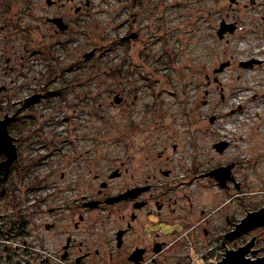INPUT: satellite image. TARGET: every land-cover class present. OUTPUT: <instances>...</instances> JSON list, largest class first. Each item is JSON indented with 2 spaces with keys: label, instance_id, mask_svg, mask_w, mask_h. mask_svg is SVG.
Listing matches in <instances>:
<instances>
[{
  "label": "rangeland",
  "instance_id": "obj_1",
  "mask_svg": "<svg viewBox=\"0 0 264 264\" xmlns=\"http://www.w3.org/2000/svg\"><path fill=\"white\" fill-rule=\"evenodd\" d=\"M58 1L65 6L0 0V85L14 78L24 86L22 95L44 94L25 112L28 127L17 122L9 132L23 148L31 146L30 159L46 154L42 143L74 139L76 126L78 144L92 143L94 189L117 167L128 172L109 181L110 192L152 173L164 178L159 169L169 168L179 184L172 192L186 195L184 204L199 224L209 220L208 228L217 223L213 210L228 204L226 194L232 193L231 185L225 189L205 175L216 165L236 163L232 171L244 192L238 197L246 191L264 195V0ZM53 14L69 29L48 22ZM222 20L234 30L219 38ZM132 33L137 37L123 38ZM249 60L251 65H240ZM116 94L124 102L116 103ZM258 131L256 140L252 134ZM219 141L228 143L222 152L214 148ZM19 175L14 174L17 204L0 202V255L22 249L21 237L10 239L6 227L26 205L21 195L31 200L26 189L38 176L28 181ZM112 227H105L106 237ZM179 238L172 251L182 255L163 257H186L203 240L190 230Z\"/></svg>",
  "mask_w": 264,
  "mask_h": 264
},
{
  "label": "flooded vegetation",
  "instance_id": "obj_2",
  "mask_svg": "<svg viewBox=\"0 0 264 264\" xmlns=\"http://www.w3.org/2000/svg\"><path fill=\"white\" fill-rule=\"evenodd\" d=\"M71 1L73 0H67ZM45 2L49 7L65 6L64 2L58 0ZM74 13H80L79 6L74 8ZM55 18H61L66 25L61 31L69 29V24L58 14H53L46 20L56 26L53 21ZM123 38L129 39L128 36ZM85 54L83 57H89L92 52L87 56ZM6 60L9 62L10 58ZM23 89L24 86L14 78H10L7 85H0V98L5 100L3 116L10 117L8 133L17 122L22 129L28 127L29 116L26 117L28 113L25 112L44 98L41 92L31 96L22 95ZM34 95L38 97L30 102ZM117 96L121 100L116 103L124 102V97ZM73 130L74 139L63 137L50 146L42 143L41 149L47 148V151L46 154L39 155L37 160L30 159V145L23 148L12 136L16 156L8 165L7 171L4 167L0 168V202L5 199L13 207L17 204L14 201L16 172L17 175L20 173L21 180L26 178L31 181L34 174L38 179L36 178L35 186L26 189V193L27 190L31 193L30 201L20 194V201L26 202V205L15 214V218L12 216L11 226L6 227L10 239L21 237L22 249H16L12 254L9 251L7 255H0V264H13L16 260L21 264H216L231 252L242 249L244 258L264 257V214L263 219L258 221L259 224L243 223L249 214L264 210V195L255 198L253 193L256 192L246 191V196L238 197L243 191L241 182L234 178V161L216 165L205 173L214 178L210 173L212 170L232 165L230 178L223 185L214 178L225 189H228V184L231 185L232 193L226 194L230 201L228 204H220L213 210L216 212L217 223L208 228L209 220L199 224L194 212L184 204L186 195L172 192L179 184L169 168L159 169L164 178L152 173L143 182L110 192L109 181L128 172L127 167L123 171L117 167L109 174L107 181L101 180L99 187L94 189L92 143L90 142V147L78 144L75 140L77 127L74 126ZM36 131L40 132V129ZM27 142L29 143V138ZM219 142L226 143L224 149L228 145L225 141ZM217 143L214 144L216 151ZM5 158L3 153L0 154V161ZM122 165L121 161L120 166ZM40 167H45L46 170L38 175ZM120 194L124 196L116 201H109ZM178 200L183 202L178 204ZM113 207L116 208V222H113ZM203 212V209L199 210V214ZM203 219L201 217L200 221ZM111 224L114 228L112 235L106 237L104 229ZM189 230L191 234L198 233L203 238L197 247L189 248L186 257H163L182 255L180 252L173 253L172 247L179 244V237Z\"/></svg>",
  "mask_w": 264,
  "mask_h": 264
},
{
  "label": "water",
  "instance_id": "obj_3",
  "mask_svg": "<svg viewBox=\"0 0 264 264\" xmlns=\"http://www.w3.org/2000/svg\"><path fill=\"white\" fill-rule=\"evenodd\" d=\"M47 2H49V0H46ZM234 1V0H231ZM53 21L56 23V26L60 29L63 30L66 25L62 22L61 18H55L53 19ZM234 30V25L233 24H226L223 20L220 22L219 24V29L217 30V35L219 38L223 37L224 32H232ZM136 37L135 33H132L128 36V38H134ZM90 54V53H88ZM88 54H85L84 56H87ZM253 63V61H246V62H240V65L242 66H247V65H251ZM228 65V62H223L219 65L217 71H221L225 66ZM38 97V95H34L30 98V102H33L36 100V98ZM116 102H119L121 100V97L119 96H115L114 97ZM10 121V117L8 116H3L2 118H0V154H4L6 156V158L3 161H0V168L4 167L5 171H7L8 165L11 163L12 159L16 156V148L15 145L13 143V137L10 136V134L8 133V123ZM217 146V150L218 151H222L224 149V147L226 146V143L224 142H219L216 144ZM231 164L225 167H219L216 168L214 170H212L210 173L212 176H214V178L216 180L219 181V183L221 185H223L225 183V181L227 179H229V172H230V168H231ZM6 176V173L4 175V177ZM112 176V175H111ZM3 193V192H1ZM122 196H124L123 194L112 197L109 199V201H116L119 198H121ZM264 214V210H261L260 212H255L253 214H249L243 221L244 224L248 223V224H259L258 221H261V219H263L262 215ZM243 225V224H242ZM241 226V225H240ZM119 234L118 237L119 238ZM249 246V245H248ZM243 249L242 250H238V251H234L231 252L230 254L227 255L226 258H224L221 262L216 263V264H264V257H259V258H255V259H247L243 257ZM13 264H21L18 260L14 261ZM30 264V263H28Z\"/></svg>",
  "mask_w": 264,
  "mask_h": 264
},
{
  "label": "bare ground",
  "instance_id": "obj_4",
  "mask_svg": "<svg viewBox=\"0 0 264 264\" xmlns=\"http://www.w3.org/2000/svg\"><path fill=\"white\" fill-rule=\"evenodd\" d=\"M254 88H255V87H254ZM256 95H257V94L254 92V93L252 94V97H255ZM258 101H259V100L252 101L251 104H252V103H257ZM252 106H253V105H252ZM241 108H242V105H241V103H239V105H238V109L240 110ZM231 111H233V110H231ZM254 113H255V112H254ZM234 115H235V114H232L233 117H234ZM256 115L258 116V114H256ZM252 136H253V138L256 139V140L261 139V138H260V132H259V131L256 132L255 135L252 134Z\"/></svg>",
  "mask_w": 264,
  "mask_h": 264
},
{
  "label": "built area",
  "instance_id": "obj_5",
  "mask_svg": "<svg viewBox=\"0 0 264 264\" xmlns=\"http://www.w3.org/2000/svg\"><path fill=\"white\" fill-rule=\"evenodd\" d=\"M0 241H1V239H0Z\"/></svg>",
  "mask_w": 264,
  "mask_h": 264
}]
</instances>
